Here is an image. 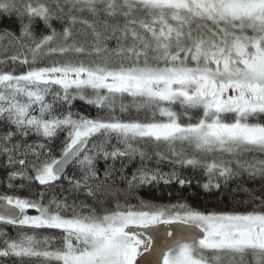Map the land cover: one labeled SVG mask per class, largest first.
Returning a JSON list of instances; mask_svg holds the SVG:
<instances>
[{"label":"snow or ice","instance_id":"snow-or-ice-1","mask_svg":"<svg viewBox=\"0 0 264 264\" xmlns=\"http://www.w3.org/2000/svg\"><path fill=\"white\" fill-rule=\"evenodd\" d=\"M0 11L19 21L18 34L0 39L25 50L7 59L28 66L20 74L0 69L8 188L19 178L48 190L63 177L86 198L45 204L44 192L0 194V226L16 230L0 227V264H264V193L245 212L143 200L137 207L121 204L113 178L118 171L126 193L161 180L190 183L147 168L151 145L167 149L154 152L160 160L203 169L205 189L244 173L264 181V160L244 158L264 153V0H0ZM39 22L47 34H36ZM53 54L60 58L41 63ZM77 98L108 115L57 114L60 102ZM118 100L121 112L133 107L144 116L112 115ZM64 130L57 155L51 144ZM31 135L40 142L28 143ZM112 139L123 148L109 150ZM137 156L141 166L130 177L123 159L114 167ZM100 158L113 161L102 173ZM72 164L79 178L66 176Z\"/></svg>","mask_w":264,"mask_h":264},{"label":"trees","instance_id":"trees-1","mask_svg":"<svg viewBox=\"0 0 264 264\" xmlns=\"http://www.w3.org/2000/svg\"><path fill=\"white\" fill-rule=\"evenodd\" d=\"M53 26L60 30V22L53 21ZM77 27H80L77 25ZM19 21L16 18L15 14L7 15L3 14L0 11V36L3 35L6 31H11L14 35L18 34ZM34 30L36 34L39 36L41 34H47L45 31V26L42 22L37 23L34 26ZM110 47L115 46V41L109 42ZM18 51H25L19 49L18 45H14L7 40V38L0 39V61H6V63L0 64V69L9 70L15 69V74L23 73L27 70V65H21L19 61L13 62L7 57L16 54ZM60 57L57 54H53L51 56H44L41 60V63H47L53 59H59ZM59 89V86H54L53 91ZM74 91V90H70ZM90 91V90H89ZM49 103L52 102L51 95L46 98ZM121 101H117L114 111L111 113L112 115L120 118V119H129L132 117H143L144 112L141 110L140 113H137V110L133 107H129L127 111L121 112L120 110ZM122 103L125 105L131 104L130 97H124ZM57 107L60 113L71 112L74 114H79L86 116L88 118L96 119L102 118L108 115L107 109H98L94 105L87 104L85 101L80 100L79 98L72 100L71 104L66 102H60ZM179 107L177 106V111H179ZM159 118V117H158ZM2 130V129H0ZM67 136V130L60 131L57 137L53 140L51 147L54 152L58 155L60 148L62 147V142L64 138ZM28 143L40 142V138L35 135H31L27 138ZM120 147L123 148V145L117 143L115 139H112L111 144L108 146L109 150L112 147ZM145 150L150 154L151 158L145 160L143 163L149 169L159 170L161 173H172L176 172L178 176L182 179H186L190 181V183H186L181 186L176 179H173L170 183H164L161 180L159 183L153 182L148 185H141L130 192L126 193L124 190L127 189V183L124 180L119 178V172L115 174L113 177L116 183V187L120 188L121 194L119 196L121 204L128 203L133 206H139L141 200L145 202H150L152 204L160 205V206H171L178 204H187L192 208H195L200 211H251L256 208L260 204L261 194L264 193V181H262L259 177L252 179L249 178L247 173L242 174L241 176L229 179L227 182L224 181L222 177H217L214 179L215 182L220 183V188H211L205 189L203 185L208 183L209 177L207 173L204 172L201 168H192L190 166H181L179 164L172 165L169 160H160L154 152L160 151L162 153H166L167 149L161 147L160 149H155L154 146H146ZM245 159L249 160H264V153L259 152H250L244 154ZM123 159L125 167V175L131 176L140 166L141 160L139 156L135 157L132 160H128L127 158H118L114 162V167L119 170L121 167V160ZM113 164V161L100 158L97 161V167L103 172L107 165ZM11 171L9 167L6 166V159L3 155H0V194H16L23 198L28 199H38L39 193L44 192V203L47 204L49 200L53 198V196L63 199L64 197H68V201L71 202L74 197H76L77 203L80 200H85V196L83 193L76 194L70 191V184L68 179L61 178V180L56 182V187L45 190L44 186H39L38 184L32 183L29 184L27 181H21L17 178L13 183L15 187L13 189L8 188V174ZM66 176L79 178L80 172L78 171V166L72 164L68 170L66 171ZM21 183L24 184V187H20ZM255 196L256 199H252V196ZM87 203L92 204L93 201L91 198H87ZM109 207H114V202L108 203ZM98 207V206H97ZM99 210V208H98ZM29 215L37 214L34 210H28ZM4 231H6L9 235H15L16 230L12 226L3 227ZM43 235H49L54 230H38Z\"/></svg>","mask_w":264,"mask_h":264},{"label":"water","instance_id":"water-1","mask_svg":"<svg viewBox=\"0 0 264 264\" xmlns=\"http://www.w3.org/2000/svg\"><path fill=\"white\" fill-rule=\"evenodd\" d=\"M71 166V165H70ZM70 166H68L67 168H66V171L68 170V168L70 167ZM66 174V173H65Z\"/></svg>","mask_w":264,"mask_h":264},{"label":"rangeland","instance_id":"rangeland-1","mask_svg":"<svg viewBox=\"0 0 264 264\" xmlns=\"http://www.w3.org/2000/svg\"><path fill=\"white\" fill-rule=\"evenodd\" d=\"M230 115V114H229Z\"/></svg>","mask_w":264,"mask_h":264}]
</instances>
